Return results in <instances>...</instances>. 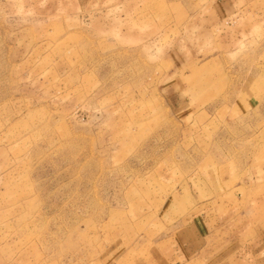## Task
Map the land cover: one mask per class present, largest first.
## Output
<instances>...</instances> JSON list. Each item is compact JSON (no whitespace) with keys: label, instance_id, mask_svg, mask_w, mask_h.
Listing matches in <instances>:
<instances>
[{"label":"rangeland","instance_id":"obj_1","mask_svg":"<svg viewBox=\"0 0 264 264\" xmlns=\"http://www.w3.org/2000/svg\"><path fill=\"white\" fill-rule=\"evenodd\" d=\"M0 264H264V0H0Z\"/></svg>","mask_w":264,"mask_h":264}]
</instances>
